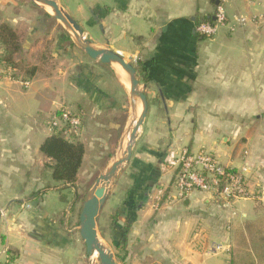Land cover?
<instances>
[{
	"label": "crops",
	"instance_id": "1",
	"mask_svg": "<svg viewBox=\"0 0 264 264\" xmlns=\"http://www.w3.org/2000/svg\"><path fill=\"white\" fill-rule=\"evenodd\" d=\"M113 1L117 13L113 9L105 19L118 14L119 38L128 44L108 48L141 67L148 101H159L148 106L149 116L165 115L151 127L145 118L140 129L152 133L119 171L107 198L116 202L103 206L107 218L121 209L108 225L114 248L124 246V264H235L232 250L242 243L238 261L264 264L257 247L264 244V0ZM217 5L226 12V26L210 38L198 36L197 20L213 17ZM15 6L0 0V23L16 22L10 16ZM59 72H37L28 87L0 80V248L17 251L10 264L80 261L68 250L72 239L63 230L74 197L64 218L50 214L42 198L51 169L39 147L50 133L48 117L64 107L52 81L65 79L75 90L78 85L77 75ZM33 79L38 85L32 89ZM183 149L211 151L232 170L246 167L247 196L227 200L192 191L175 199V172L167 160ZM85 154L86 147L82 164ZM216 244L222 248L210 251Z\"/></svg>",
	"mask_w": 264,
	"mask_h": 264
},
{
	"label": "rangeland",
	"instance_id": "2",
	"mask_svg": "<svg viewBox=\"0 0 264 264\" xmlns=\"http://www.w3.org/2000/svg\"><path fill=\"white\" fill-rule=\"evenodd\" d=\"M14 1L16 6L10 16L16 19L12 28L17 32L21 44V50L16 55L20 58L19 60L14 59L16 61L14 75L20 78L26 69L36 66L37 72L43 76H56L60 74L58 71H62L66 77L72 75L76 78V75L78 76L77 90L72 88L65 79L63 81L61 79L59 82L52 81V88L56 92L55 98L62 100L64 107L67 106L66 108L78 112L81 118L78 139L85 145L86 154L78 177L73 184L75 194L64 183L53 180L50 174L46 177L42 190V193L48 194L42 198H45V208L50 214H57L59 218H64L67 211L70 210L68 205L69 203L72 205L74 197L76 205L69 211L66 229H63L72 239L68 250L73 255L79 254V264L98 263L97 256L92 260L86 255L84 241L78 232V216L85 194L111 161L117 151L120 135L132 117L128 97L123 91L124 84L118 76L120 74L118 71L123 72L126 78L127 76L121 68L117 67L118 65L115 66V72L72 46L69 40L65 39V31L59 22L41 6L30 0ZM57 1L82 27L87 38L95 43L104 47H108L112 43L116 45L128 44L126 38H119L121 29L118 26V14L116 17L114 16V19H105L111 10L116 9L115 13H117V1L116 3L114 1L110 3V0ZM108 28L111 30H107ZM132 31L134 30L132 29ZM125 58L134 62L127 55ZM16 85L21 89L20 91L24 90L18 83ZM37 85L33 79L31 88H36ZM140 85L142 86L141 79ZM149 105L158 106L159 101L150 99ZM149 114L150 111L146 116V119L150 120L149 127L154 123H163L165 119L164 111H153L151 116ZM149 127L147 133L146 131L142 132L141 129L138 131L137 146L135 143L132 156L152 133ZM117 181L118 178L115 185ZM115 202L113 197H110L106 202V207ZM108 212V209L102 208L97 229L104 244L115 253L117 250H115L109 235ZM236 247H240L239 244H236ZM244 248L245 246H243ZM7 260L8 256L1 257L0 264L6 263ZM116 263L124 264V261L116 259Z\"/></svg>",
	"mask_w": 264,
	"mask_h": 264
},
{
	"label": "water",
	"instance_id": "3",
	"mask_svg": "<svg viewBox=\"0 0 264 264\" xmlns=\"http://www.w3.org/2000/svg\"><path fill=\"white\" fill-rule=\"evenodd\" d=\"M30 1L44 8L59 22L80 52L115 72V66H120L129 82L128 88L125 85L123 88L128 97L132 117L120 135L117 151L111 161L85 194L78 216V232L84 241L86 255L90 258L94 252L97 254L98 263L92 264H117L111 248L99 237L97 223L119 171L131 158L137 133L146 118L148 98L144 91L145 85H140V79L131 60L126 59L119 51L101 46L87 38L82 27L57 0Z\"/></svg>",
	"mask_w": 264,
	"mask_h": 264
},
{
	"label": "built area",
	"instance_id": "4",
	"mask_svg": "<svg viewBox=\"0 0 264 264\" xmlns=\"http://www.w3.org/2000/svg\"><path fill=\"white\" fill-rule=\"evenodd\" d=\"M213 17L214 19L210 21H198L194 26V32L210 38L226 26L228 17L221 5L216 6ZM240 21L244 22L245 18H240ZM1 53L2 48L0 46ZM14 72L15 69L11 65L0 61V80L14 79ZM20 83L23 87H28L30 81L29 79L20 80ZM47 127L50 131L63 129L66 135L79 136L81 120L74 111L60 107L48 117ZM167 162L175 172L176 193L174 198L177 200L184 199L192 191L222 196L227 200L247 196L244 177L246 167L232 170L220 162L211 151L201 149L196 152H189L183 149L177 154H170ZM221 248V245L216 244L211 247L210 251L216 252ZM3 256H8L6 247L0 248V258Z\"/></svg>",
	"mask_w": 264,
	"mask_h": 264
},
{
	"label": "trees",
	"instance_id": "5",
	"mask_svg": "<svg viewBox=\"0 0 264 264\" xmlns=\"http://www.w3.org/2000/svg\"><path fill=\"white\" fill-rule=\"evenodd\" d=\"M200 20H212L211 16H204L197 21ZM198 36L205 38V36L197 34ZM65 39L69 40L72 46L73 43L70 41V38L65 33ZM0 46L2 48V53L0 54V61H4L5 63L11 65L14 69H16V61L15 54H17L21 50V44L18 39L17 32L12 28V26L7 22L0 23ZM87 56V55H86ZM137 63H133L136 72L140 78L145 81V75L141 67L137 68L135 65ZM36 66H31L26 69L23 73L22 77H17L14 75V79L16 80H26L32 78L37 72ZM80 118V114L78 112H74ZM81 120V118H80ZM81 129V127H80ZM39 150L46 157L50 158V163L46 165L51 169V178L57 182H62L65 185H69L73 187L77 179V174L81 168L83 156L85 153V147L82 141L78 139L77 135L70 134L66 135L63 129H54L50 131L49 135L42 141L40 144ZM121 214V209H115L114 212L110 215L111 224H115L118 216ZM129 226V225H128ZM125 229L124 234L128 232V227H123ZM113 229L112 232H114ZM264 239L261 238L260 241ZM240 247L234 248L232 250V257H234L235 264H254L253 261L244 260L245 258H241L239 261L237 260V255L240 252H243L242 247L244 244L240 243ZM257 246V245H256ZM254 246L255 249L260 247V252L264 253V244H259L257 247ZM114 256L119 261H123L125 257V249L124 246L120 244L116 245ZM122 252V253H120ZM8 260L4 264H10L16 257L17 251L12 248H7ZM11 254V255H10ZM122 254V255H121ZM241 257V256H240Z\"/></svg>",
	"mask_w": 264,
	"mask_h": 264
},
{
	"label": "bare ground",
	"instance_id": "6",
	"mask_svg": "<svg viewBox=\"0 0 264 264\" xmlns=\"http://www.w3.org/2000/svg\"><path fill=\"white\" fill-rule=\"evenodd\" d=\"M119 69L121 68L120 66H117ZM118 69V70H119ZM120 74L118 75L121 79V81L123 82V84L128 88L129 86V82L128 79L124 76L123 72H121L120 70L118 71ZM97 256L96 252L93 253V255L90 257L92 260H94V258Z\"/></svg>",
	"mask_w": 264,
	"mask_h": 264
}]
</instances>
